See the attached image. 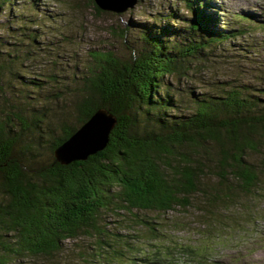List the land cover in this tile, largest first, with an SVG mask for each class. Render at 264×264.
<instances>
[{"label": "trees", "instance_id": "16d2710c", "mask_svg": "<svg viewBox=\"0 0 264 264\" xmlns=\"http://www.w3.org/2000/svg\"><path fill=\"white\" fill-rule=\"evenodd\" d=\"M188 1L193 17L179 18L181 27L161 25L163 35L143 23L138 47L91 50L69 78L53 56L42 79L33 72L25 80L15 48L0 58V264H60L70 243L88 264H136L141 250L118 224H140L151 237L160 229L138 211L197 208L213 228L221 210L255 197L264 178V86L242 73L258 51L227 54L223 45L254 18L244 14L246 30L225 31L211 23L216 10L200 7L208 0ZM10 3L0 0V15ZM17 23L10 47L24 43L23 58L34 60L28 45L41 33ZM99 107L117 116L105 148L59 163L54 149ZM160 252L146 259L156 263Z\"/></svg>", "mask_w": 264, "mask_h": 264}, {"label": "rangeland", "instance_id": "374dc122", "mask_svg": "<svg viewBox=\"0 0 264 264\" xmlns=\"http://www.w3.org/2000/svg\"><path fill=\"white\" fill-rule=\"evenodd\" d=\"M10 2L8 6H4L0 15L2 40L0 58L1 60L6 58L7 52L14 56L12 54L15 53L13 51L15 48L17 55L22 56L17 69L19 76H23L22 80H25L24 76L33 72L36 79H42L39 74L50 68L48 58L50 56L54 58L56 70L61 71L60 77H68L70 75L66 70L82 68L91 50H112L124 55L128 48L138 47L141 42L140 30L144 28L143 23L148 25L156 23L151 29L164 35L166 33L161 25L167 24L170 29L171 26L184 25L181 20L187 22L193 17L188 0H139L134 7L122 13L106 10L98 13L88 0H10ZM208 6L200 7L209 10L210 13L216 10L217 13L214 14L211 23L225 31L231 32L230 27L234 30L240 28L241 23L245 22L240 20L244 14L254 18L253 22H245L249 29L240 28L246 30L245 33L236 39L227 40L223 45L227 54L241 47L255 48L258 51L255 62L250 61L248 66H244L242 77L245 81L264 86V68H260L264 67V0H208ZM19 19L27 22V28L41 33L34 46L28 45L29 51L32 49L31 53L36 57L34 60L33 57L28 60L23 58L26 49L24 43L10 47L14 38H17L12 32L17 29ZM127 25L130 27L129 31L122 34L121 29ZM5 60L7 62V58ZM7 76L4 74V78ZM197 80L199 79L191 80L196 90L200 88ZM20 81L21 78L14 83ZM12 88L13 92H16L15 88ZM257 161L264 167V159L259 157ZM242 203L241 210L232 208L234 215L229 209L221 210L224 216L221 217L219 226L213 228L204 225L205 217L197 208H176L165 213L138 211L139 218L149 220L152 225L160 228L153 237L148 236L140 224L129 229H126L127 225L122 222L118 225H122L119 230L130 234V240H133V244L141 250L136 256L143 260L136 264H264V178L255 197ZM229 217L235 221H229ZM111 222L112 226L117 224V221ZM79 243L80 241L74 242ZM76 248L70 243L67 246L69 252L63 254L60 264L92 262L85 261L84 256H76V252L71 251ZM159 250L162 252L159 253L160 260L156 263L146 259L154 257Z\"/></svg>", "mask_w": 264, "mask_h": 264}, {"label": "water", "instance_id": "95a60500", "mask_svg": "<svg viewBox=\"0 0 264 264\" xmlns=\"http://www.w3.org/2000/svg\"><path fill=\"white\" fill-rule=\"evenodd\" d=\"M137 0H94L102 10L122 13ZM117 123V116L106 107L97 108L74 132L55 149L54 156L61 164L85 160L105 148Z\"/></svg>", "mask_w": 264, "mask_h": 264}, {"label": "bare ground", "instance_id": "6f19581e", "mask_svg": "<svg viewBox=\"0 0 264 264\" xmlns=\"http://www.w3.org/2000/svg\"><path fill=\"white\" fill-rule=\"evenodd\" d=\"M129 11V10H128Z\"/></svg>", "mask_w": 264, "mask_h": 264}]
</instances>
